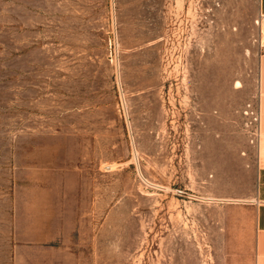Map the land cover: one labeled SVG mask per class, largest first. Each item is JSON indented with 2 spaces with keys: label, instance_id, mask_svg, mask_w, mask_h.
Returning <instances> with one entry per match:
<instances>
[{
  "label": "rangeland",
  "instance_id": "obj_1",
  "mask_svg": "<svg viewBox=\"0 0 264 264\" xmlns=\"http://www.w3.org/2000/svg\"><path fill=\"white\" fill-rule=\"evenodd\" d=\"M262 53L259 0H0V264H253Z\"/></svg>",
  "mask_w": 264,
  "mask_h": 264
},
{
  "label": "crops",
  "instance_id": "obj_2",
  "mask_svg": "<svg viewBox=\"0 0 264 264\" xmlns=\"http://www.w3.org/2000/svg\"><path fill=\"white\" fill-rule=\"evenodd\" d=\"M259 12L264 17V0H259ZM260 131L258 142L257 191L253 202L254 259L253 264H264V53L259 63Z\"/></svg>",
  "mask_w": 264,
  "mask_h": 264
},
{
  "label": "built area",
  "instance_id": "obj_3",
  "mask_svg": "<svg viewBox=\"0 0 264 264\" xmlns=\"http://www.w3.org/2000/svg\"><path fill=\"white\" fill-rule=\"evenodd\" d=\"M260 17H261V19L263 18V16H261L260 15ZM261 135V131H260V110H259V136Z\"/></svg>",
  "mask_w": 264,
  "mask_h": 264
},
{
  "label": "bare ground",
  "instance_id": "obj_4",
  "mask_svg": "<svg viewBox=\"0 0 264 264\" xmlns=\"http://www.w3.org/2000/svg\"><path fill=\"white\" fill-rule=\"evenodd\" d=\"M237 84H240V81H237ZM235 200V199H234ZM236 200H239V199H236Z\"/></svg>",
  "mask_w": 264,
  "mask_h": 264
}]
</instances>
